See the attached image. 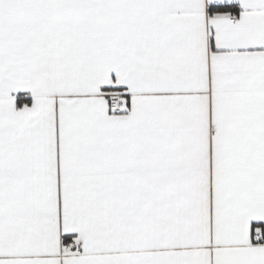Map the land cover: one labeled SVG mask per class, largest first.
Segmentation results:
<instances>
[{"label":"snow or ice","instance_id":"1","mask_svg":"<svg viewBox=\"0 0 264 264\" xmlns=\"http://www.w3.org/2000/svg\"><path fill=\"white\" fill-rule=\"evenodd\" d=\"M0 264H264V0H0Z\"/></svg>","mask_w":264,"mask_h":264}]
</instances>
